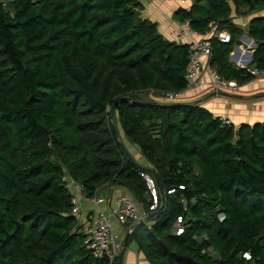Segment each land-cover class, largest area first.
Returning <instances> with one entry per match:
<instances>
[{
	"label": "trees",
	"instance_id": "trees-1",
	"mask_svg": "<svg viewBox=\"0 0 264 264\" xmlns=\"http://www.w3.org/2000/svg\"><path fill=\"white\" fill-rule=\"evenodd\" d=\"M142 6L0 0V264H104L83 243L63 176L86 195L123 185L148 209L141 171L162 209L125 224L149 264H264V120L223 124L193 100L141 103L153 98L139 92L183 89L189 59L188 43L165 37ZM259 6L198 0L172 15L198 32L212 22L229 31V41L211 37L209 63L241 83L253 75L229 59L243 32L231 12ZM246 33L250 63L264 66V15ZM113 124L148 164L134 163Z\"/></svg>",
	"mask_w": 264,
	"mask_h": 264
},
{
	"label": "built area",
	"instance_id": "built-area-1",
	"mask_svg": "<svg viewBox=\"0 0 264 264\" xmlns=\"http://www.w3.org/2000/svg\"><path fill=\"white\" fill-rule=\"evenodd\" d=\"M179 5H190L191 0H178ZM180 30L177 32V37L180 38L184 33H200L189 25L187 20L180 21ZM211 37H216L220 41H229L230 33L225 29H218L215 22H212L211 27L199 36L188 41L189 59L185 68L184 76L186 78V86L179 90L160 91L158 96L164 101H171L179 97L180 91L190 90L198 86L202 81V75L208 72L211 75L210 84L215 87H225L235 91L239 87V82L235 78H227L220 74L217 69L209 63L212 50ZM249 50L242 48L239 53L232 48L229 56L232 62L239 67H245L254 77L264 78V66H256L250 63L251 58L248 57ZM153 91V90H152ZM180 101V100H178ZM220 121L223 124L230 125L231 119L224 114H218ZM148 187V209L140 210L137 203L127 193H113L114 208L112 214L115 215L117 221L126 228V231L131 230V226H127V221H137L143 219L147 213L158 208L160 197L154 177L148 172L141 171ZM65 186L71 194V211L79 214V221L84 232L83 243L91 250L93 255L104 257V264H117L119 248L122 241L115 237L112 230L110 215L105 213L101 208L100 203L103 200L98 194L86 195L83 192L82 184L70 176H63ZM173 188L167 189V192H172ZM80 197H83L87 202L93 205L92 209L85 210L84 215H80L81 204ZM180 216L177 217L175 233L182 231L180 224ZM243 255L246 258L250 257L248 251H244Z\"/></svg>",
	"mask_w": 264,
	"mask_h": 264
},
{
	"label": "crops",
	"instance_id": "crops-1",
	"mask_svg": "<svg viewBox=\"0 0 264 264\" xmlns=\"http://www.w3.org/2000/svg\"><path fill=\"white\" fill-rule=\"evenodd\" d=\"M141 2L143 4L141 15L156 21L159 32L165 37L176 41L188 42L199 36V34H204V32L196 34L184 33L180 38L177 37V32L180 30V21L173 17L172 12L179 5L178 0H141ZM257 15H264V6H259L246 13H236L234 10L231 12L233 22L243 29V32L239 36V43H235L232 46V48L236 49V53H239L242 48H247L248 52H251L255 46V41L246 33V23L251 17ZM229 59L231 60L230 56ZM210 81L211 75L208 72L203 73L202 81L198 86L190 90L180 91V101H196V99H199V102L206 106L213 114L227 115L234 126H237L241 122L253 123L264 120V78L253 76L251 79L239 83V87L235 91H228L225 87L215 88L210 84ZM151 98L164 101L160 100L158 95H152ZM138 156L139 159L144 158L145 164H148L143 155L141 157L138 153ZM113 193L129 194L137 203L140 210L143 211L142 203L128 188L123 185L105 183L98 189L96 194L103 197L100 206L105 213L110 215L111 225L112 221L115 224H120L111 212L114 208ZM80 204V215H84L85 210L93 208V205L83 197H80ZM125 232L126 228L122 226L121 233L116 235V238L122 241ZM121 264L149 263L143 252L137 248L136 243L133 240H128L122 254Z\"/></svg>",
	"mask_w": 264,
	"mask_h": 264
},
{
	"label": "rangeland",
	"instance_id": "rangeland-1",
	"mask_svg": "<svg viewBox=\"0 0 264 264\" xmlns=\"http://www.w3.org/2000/svg\"><path fill=\"white\" fill-rule=\"evenodd\" d=\"M228 91H230V89H227ZM140 96H143V97H151L152 95H155L154 92L152 90H145V91H142V92H139L138 93ZM160 100H163L162 98L159 97ZM180 100L179 97L177 96L176 99H174L173 101H178ZM172 101V100H171ZM115 120V118H113ZM116 133H117V137L119 138L121 144L123 145V147L129 152L131 153V155L133 156L134 160L139 163V164H145V160L144 158H140L139 159V156H138V153L139 155L142 156V154L140 153V151L138 150V147L135 143L131 142L123 133L121 127L119 126V124H117L116 126ZM143 159V160H142ZM79 216V214H78ZM112 230H113V233L115 234V237L116 235H119V233H121V230H122V225H118L117 223L115 224L114 221H112Z\"/></svg>",
	"mask_w": 264,
	"mask_h": 264
},
{
	"label": "water",
	"instance_id": "water-1",
	"mask_svg": "<svg viewBox=\"0 0 264 264\" xmlns=\"http://www.w3.org/2000/svg\"><path fill=\"white\" fill-rule=\"evenodd\" d=\"M198 0H191V2H197ZM209 2V4L211 5H221L225 0H207ZM248 57L251 58V52H248ZM141 103H156L157 101L154 100V99H142V100H139ZM196 102H199V99H196ZM113 130L116 132V126L113 124ZM134 163L136 165H139V163H137L135 160H133ZM162 209V205H159L158 208L154 211H151L149 214L151 215H157ZM141 220V219H139ZM15 230L12 231L11 233L7 234L6 237L3 239V241H8L9 238L11 237L12 234H14ZM129 232L130 231H126L124 236H123V239H122V245H121V248L118 252V260H117V264H121V260H122V254H123V251H124V248L126 247L127 245V241H128V236H129Z\"/></svg>",
	"mask_w": 264,
	"mask_h": 264
}]
</instances>
